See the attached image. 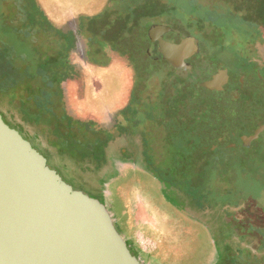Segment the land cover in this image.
I'll use <instances>...</instances> for the list:
<instances>
[{
    "label": "rangeland",
    "instance_id": "obj_1",
    "mask_svg": "<svg viewBox=\"0 0 264 264\" xmlns=\"http://www.w3.org/2000/svg\"><path fill=\"white\" fill-rule=\"evenodd\" d=\"M148 1L153 2L42 0L46 23L52 30L36 31L34 43L43 55L49 56L58 51L62 40L68 38L77 46L83 44L84 39L90 48V58L102 63L101 66L93 63L89 68L85 66L88 69L86 97L91 99L90 105L99 116L103 117L106 109L109 113L116 108L122 112L131 103L130 89L135 82H139L135 84L139 87L142 80L138 78H143V93L141 97L134 94L136 100L138 97L140 100L131 106L133 111L129 120L124 112L112 117L113 123L118 118L123 134L129 132L133 135L131 138L121 135L115 140L113 151L107 156L109 162L104 167L93 172L95 165L92 164V169H84L83 162L63 153L61 147H53L60 159L57 162L70 164L71 171L81 181L78 180L87 183L86 187L80 182L77 185L90 196L103 203L109 195L110 200L112 197L121 198L122 215L128 224L126 233L142 254L157 259L182 254L187 264H264V133L248 148L241 143L233 149L225 146L238 141V136L235 135L234 140L230 134L234 129L238 135L247 136L258 128L261 118L262 124L264 99L259 104L253 103V108L245 107L233 100V86L219 92L199 86L215 71L217 64L222 63L231 69L238 66L236 62L247 63L253 59L256 51L251 43H255L260 54L263 46L257 45V40L264 31V0H237L238 3L227 5L222 4L224 0H156L160 10L151 13L142 9ZM216 2L220 5L215 9L225 8L228 15H218L211 10ZM24 6L23 0L5 3L6 16L14 26H20L25 19ZM236 9L244 12L243 17L234 12ZM137 10L142 17L127 20L129 14ZM104 11H107L112 26L124 20L129 23L128 31L116 45L104 37L94 39L91 34L89 13ZM190 11L193 17L207 20L203 34L195 28L199 23L189 28L192 26L191 17L187 20L184 14ZM152 25H168L197 39L199 35H194L195 30L202 35L205 38H200L203 41L202 54L196 61L202 68L197 73L176 72L175 68L170 72V63L157 60L161 58L158 47L149 40L148 30ZM220 45H224L227 51L217 48ZM4 64L6 60L0 59V65ZM17 65L24 67L23 63ZM158 75L161 80L155 77ZM257 76L263 78L264 71ZM238 80L239 77L232 84ZM24 89L21 86L19 93L22 94ZM259 90L264 95V88ZM54 102L56 113L61 117L63 106L58 97ZM164 103L172 109L166 110ZM0 106L3 108L6 104L3 102ZM254 109L261 112V116H252ZM101 124L102 127L108 125ZM73 132L83 143L105 140L103 134L81 131L77 125ZM113 134L117 136L118 131L113 130ZM145 149L152 166L147 165ZM203 149L212 152L205 171L207 154ZM43 152L46 156L49 154ZM47 160L51 167L58 164ZM140 165L146 166L149 172L140 170ZM186 177L192 179L191 186L185 181ZM165 189L177 207H170L163 201L160 194ZM180 213L186 214L190 221ZM192 220L204 221L208 226L203 229ZM176 262L180 263L178 259Z\"/></svg>",
    "mask_w": 264,
    "mask_h": 264
},
{
    "label": "water",
    "instance_id": "obj_2",
    "mask_svg": "<svg viewBox=\"0 0 264 264\" xmlns=\"http://www.w3.org/2000/svg\"><path fill=\"white\" fill-rule=\"evenodd\" d=\"M148 36L163 60L193 72L189 61L202 54L197 38L168 25H152ZM210 76L199 86L214 92L238 77L246 79L222 63ZM251 81L264 88L262 76H251ZM262 133L264 124L251 136L234 129L230 134L238 141L225 146L248 148ZM0 264H144L132 254L105 203L65 181L1 114Z\"/></svg>",
    "mask_w": 264,
    "mask_h": 264
},
{
    "label": "trees",
    "instance_id": "obj_3",
    "mask_svg": "<svg viewBox=\"0 0 264 264\" xmlns=\"http://www.w3.org/2000/svg\"><path fill=\"white\" fill-rule=\"evenodd\" d=\"M9 1L0 0V59L6 60V64L0 65V103L6 104L3 108L0 106V113L7 120L6 123L18 130L24 138L32 143L34 148L42 154L44 150L48 152L49 154L45 156L50 161L58 163L57 161L60 159L55 154L53 147H61L63 153L83 162L82 168L92 169L93 164L95 165L93 172L101 169L109 162L107 156L113 151L112 146L116 143L113 140L112 132L113 130L119 131L120 128L118 118L116 117L113 123L112 117L114 114L117 116L124 112L126 120H129L128 116L133 111L130 109L131 106L140 100L143 93V78H138L142 80L139 87H136L139 82H135L137 85L134 84L133 89H130L131 103L122 112H118L116 108L111 109L112 113H109L110 111L106 109L103 117L99 116L97 110L90 105L92 104L91 99L86 97L85 85L88 69L86 70L85 66L89 68L91 63L101 66L102 63L90 58V48L84 39L82 40L83 44L76 46L73 41L67 38L65 41L62 40L61 46L55 54L43 55L33 40V34L36 31L52 30L47 26L42 0H23L25 2L23 7L25 19L20 26H14L8 21L4 8L5 3L7 4ZM188 1L192 2L193 0ZM143 8L150 13L160 10L156 0L151 3L146 2V5L142 6ZM234 12L243 17L240 9H236ZM191 13L190 11L184 14L185 16L183 15L187 20H189V16L191 17L189 22L192 26L189 25V28L191 29L193 25L201 22L199 26L202 25L205 29L208 25L207 20L195 18ZM89 14V28L94 39L104 37L106 41L116 45L117 40L128 31L129 23L126 20L112 26L107 11L100 14L95 12ZM141 15L139 10L134 11L129 14L127 20L131 18L138 20L142 17ZM225 15H228L226 10L222 16ZM78 32L81 30L79 29ZM17 63H23L24 67L18 66ZM155 77H158L159 80L162 78L159 75ZM21 86L25 87L22 94L19 93ZM134 94H139L138 101ZM55 97L59 98L63 106L61 117L56 113ZM162 99L165 100V97ZM164 104L166 110L171 108V106L167 107L166 103ZM147 117L150 118L148 114ZM101 123L108 124L110 127L108 125L102 127ZM75 125L81 131L92 130L95 132L94 135L103 134L105 140L94 142H89V140L83 143L73 132ZM145 145L147 144L145 143ZM204 151L207 154L203 166L205 171L210 164L212 152ZM144 156L147 163L151 165V159L147 156L146 149ZM52 168L56 169L62 178L75 189L83 191L81 188L86 187L87 183L80 182L81 180L76 177L75 172L71 171L70 164L58 163ZM159 172L163 174V171ZM185 181L188 182V186H191V178L186 177ZM77 182L83 183L82 185L85 184V186H78Z\"/></svg>",
    "mask_w": 264,
    "mask_h": 264
},
{
    "label": "flooded vegetation",
    "instance_id": "obj_4",
    "mask_svg": "<svg viewBox=\"0 0 264 264\" xmlns=\"http://www.w3.org/2000/svg\"><path fill=\"white\" fill-rule=\"evenodd\" d=\"M238 3V1L237 0H224V2L222 3V4H228V3ZM220 3V2H219ZM219 3H214L213 4V8L211 7V10H213V12H217V14L218 15H222L223 13H225V8L223 9V8H221V10H216L215 9V6H218L219 5ZM207 7H209V6H207ZM210 8V7H209ZM243 15H244V12H243ZM201 22H199V24H200ZM208 23V22H207ZM206 24V23H205ZM197 29L199 30V33L200 34H203L204 32H206L205 30H204V27H202V25H200V26H197ZM261 29V28H260ZM200 34H198L196 31H195V34L194 35H199V38H198V40H199V45H200V47H202V43H203V41L201 42V40H200V38H203V36L202 35H200ZM261 34H262V36H261V38L259 39V40H257V45H259V44H261L262 46H263V48L261 49V52H260V54L258 53V49H256V45H255V43H251L252 45L251 46H253L254 47V49H255V51H256V56L255 57H253V59H249L248 61H246L247 63H244V62H241V64H240V62H236V64H238V66H232V68L231 69H229L226 65V67L228 68V71L231 73V74H234V73H238V72H243L244 74V76H245V80H238V82L237 83H231V84H229V85H227V86H233V88H231L232 89V98H233V100L236 102V103H238V104H241L242 106H245V107H252V104L253 103H260L261 102V100H263L264 99V95H263V93L259 90V88L258 87H256V85L251 81V76H254V75H258V74H260L262 71H264V31H262L261 32ZM203 39H205V38H203ZM202 39V40H203ZM223 44V43H222ZM157 45V44H156ZM219 45V44H218ZM157 47H158V45H157ZM217 48H226L224 45H220V46H218ZM226 51H227V49H225ZM229 50V49H228ZM230 51V50H229ZM128 56V55H127ZM129 57V56H128ZM131 59V61H132V58H130ZM159 59H162V57L161 58H157V60H159ZM198 59V58H197ZM197 59H192V60H190L189 61V63L190 64H192L193 65V71L195 72V73H197V71H198V69L199 68H202V66L199 64V63H196V61H197ZM163 60V59H162ZM177 60L178 61H180V59H178L177 58ZM163 61H167V60H163ZM167 62H169V61H167ZM181 62V61H180ZM170 63V62H169ZM168 63V64H169ZM171 67H169L170 69V72H173V70H174V66L170 63L169 64ZM181 65H183L182 63H181ZM130 66H131V68H132V70H135V67L134 66H132V63H130ZM197 66H198V68H197ZM176 70V72L177 71H182V72H184L183 70H185V72L186 71H189V70H187V69H181V70H179V69H175ZM200 71L202 72V69H200ZM199 71V72H200ZM203 72H204V70H203ZM210 76V75H209ZM211 77V76H210ZM263 78H264V76H263ZM181 82V81H180ZM179 82V83H180ZM178 84V83H177ZM211 92H214V91H211ZM253 108V107H252ZM254 111V112H253ZM252 111V116H256V115H259V116H261V112L260 113H257L256 112V109H254ZM264 115V114H263ZM261 121H262V118H261ZM261 121H258V128L262 125V124H264V120H263V122H262V124H261ZM257 128V129H258ZM119 131H118V134H117V136H115L114 134H112V136H113V140H117V139H119L120 137H121V135H126L127 137H130L131 138V136L133 135L132 133H126V134H123V132H121V130L120 129H118ZM125 130V129H124ZM255 132V131H254ZM113 133V132H112ZM254 134V133H253ZM252 134V135H253ZM247 136H251V135H247ZM261 136V135H260ZM260 138V137H259ZM221 139V138H220ZM130 140V139H129ZM259 140V139H258ZM257 141V140H256ZM128 145H130V144H128ZM138 151H139V149H138ZM145 152V150L143 151V153ZM137 151H136V158L138 157L137 156ZM145 157V156H144ZM142 161V160H141ZM147 165L148 166H151L150 164H148L147 163ZM141 166V165H140ZM142 167V169H140V170H142V171H144V172H149L147 169H145L146 168V166H145V168L143 167V166H141ZM140 167V168H141ZM137 177V176H136ZM135 177V178H136ZM133 179V178H132ZM125 180H127V179H124V181L123 182H126ZM167 188V187H166ZM168 189V188H167ZM161 198L163 199V201L168 205V206H170V207H172V206H175V207H177L176 206V204L172 201V199L170 198V196H169V194H168V192H166V189L165 190H161ZM166 192V193H165ZM107 198H109V199H107ZM107 198H105L106 200H104L105 201V205H106V207L108 208V210L110 211V214H111V216H112V218H113V220H114V223H115V226L117 227V229H118V231L120 232V234L124 237V239L126 240V242H127V244H128V246H129V248H130V250H131V252H132V254L133 255H135L137 258H139L140 259V261L142 262V263H144V264H187V262L188 261H185V258L182 256V254H180V255H176V254H174V255H167L166 257H165V259L164 258H161V259H157V258H155L154 256H149V255H145V254H142L141 252H138V249L137 248H135V246H134V244L131 242V240H130V238H129V236L127 235V233H126V229H127V227H128V224L126 223V221H125V218L123 217V215H122V213H123V208H124V206H123V204L121 203V201L119 200V199H121L120 197H119V199L117 198V197H112L111 198V200H110V195L109 196H107ZM98 199V198H97ZM113 201V202H112ZM167 201V202H166ZM123 202V201H122ZM169 202V203H168ZM172 205V206H171ZM185 213V212H184ZM184 213H180V215L181 216H183V217H185L187 220H189L188 218H187V216H186V214H184ZM190 221V220H189ZM193 221V220H192ZM196 225H198V226H201V228H203V229H205L206 227H205V225H207L208 226V224L207 223H205L204 221H198V220H194L193 221ZM200 222V223H199ZM205 227V228H204ZM204 232H205V230H204ZM234 232H236V230H234ZM200 233V232H199ZM206 233V232H205ZM199 236H202V234H199ZM180 256V257H179ZM189 258V257H188ZM175 259H178L179 260V262L180 263H175Z\"/></svg>",
    "mask_w": 264,
    "mask_h": 264
},
{
    "label": "crops",
    "instance_id": "obj_5",
    "mask_svg": "<svg viewBox=\"0 0 264 264\" xmlns=\"http://www.w3.org/2000/svg\"><path fill=\"white\" fill-rule=\"evenodd\" d=\"M107 71H110V69H109V70H107ZM157 196H159V195H157Z\"/></svg>",
    "mask_w": 264,
    "mask_h": 264
}]
</instances>
